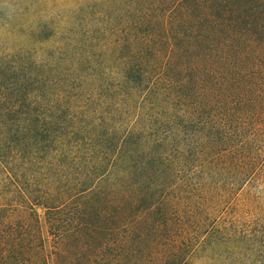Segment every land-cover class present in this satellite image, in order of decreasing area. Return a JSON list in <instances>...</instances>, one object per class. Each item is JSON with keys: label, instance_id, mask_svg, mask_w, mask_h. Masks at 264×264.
I'll return each instance as SVG.
<instances>
[{"label": "trees", "instance_id": "16d2710c", "mask_svg": "<svg viewBox=\"0 0 264 264\" xmlns=\"http://www.w3.org/2000/svg\"><path fill=\"white\" fill-rule=\"evenodd\" d=\"M106 12L62 19L39 61L0 57V264H50L34 205L52 264H114L191 221L212 173L264 170V0Z\"/></svg>", "mask_w": 264, "mask_h": 264}, {"label": "rangeland", "instance_id": "374dc122", "mask_svg": "<svg viewBox=\"0 0 264 264\" xmlns=\"http://www.w3.org/2000/svg\"><path fill=\"white\" fill-rule=\"evenodd\" d=\"M110 10L114 0H0V57L18 53L39 61L70 26L62 19L87 20ZM209 180L195 191L191 221L167 223L177 232L148 230L133 236L127 239V250L117 244L114 264H264V170L245 180L228 172L212 173ZM33 212L52 264L45 209L34 205Z\"/></svg>", "mask_w": 264, "mask_h": 264}]
</instances>
